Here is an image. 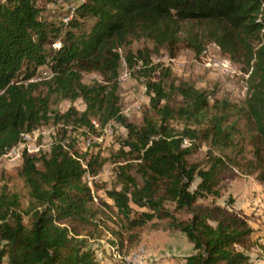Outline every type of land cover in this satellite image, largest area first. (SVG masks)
<instances>
[{"label": "trees", "instance_id": "obj_1", "mask_svg": "<svg viewBox=\"0 0 264 264\" xmlns=\"http://www.w3.org/2000/svg\"><path fill=\"white\" fill-rule=\"evenodd\" d=\"M40 1L0 0V158L22 133L50 119L56 126L47 151L21 156L26 206L17 192L0 185V264H96L81 236L97 223L99 210L82 180L85 171L93 172L95 158L71 151L66 134L68 126L91 129L89 116L100 102L102 122L115 121L126 131L115 153L126 157L114 169L118 187L105 192L121 219L116 233L126 232L131 245L146 222L166 220L192 245L182 264H253L252 228L218 206L198 203L219 196L221 176L234 161L213 153L235 146L234 123H227L231 106L226 100L210 104L203 90L187 82L153 79L150 53L164 48L174 57L184 47L200 54L208 41L224 55L243 53L251 63L243 109L257 139L247 167L255 170L261 161L257 178L264 181V0H84L62 23L42 17ZM88 16L94 19L89 31L77 34L80 19ZM131 39L153 43L151 50H128L123 57L144 79L149 112L140 124L126 119L115 96L120 50ZM40 66L51 72L43 79L47 89L83 99L85 110L70 106L50 115L49 92H36L43 80H29ZM91 70L105 77L108 91L81 82ZM201 143L209 148L204 165L188 158Z\"/></svg>", "mask_w": 264, "mask_h": 264}, {"label": "rangeland", "instance_id": "obj_2", "mask_svg": "<svg viewBox=\"0 0 264 264\" xmlns=\"http://www.w3.org/2000/svg\"><path fill=\"white\" fill-rule=\"evenodd\" d=\"M84 0H51L50 3L40 1L43 7L42 17L54 22H65L72 16V9ZM94 19L90 16L80 19L81 26L74 30L77 34L89 31ZM59 43V40L52 44ZM253 46L257 43L252 42ZM146 47L151 50L153 43L145 39H131L126 47L120 50L121 60L116 79L115 96L117 105L126 119L140 124L142 115L149 112L148 95L144 86V79L137 77L134 70L128 68L124 61L126 51L135 52ZM151 62L156 66L153 79L160 77L164 85L174 80L194 85L203 90L210 104L221 103L226 100L228 109L227 123H234V147L223 151L213 150V153L225 154L234 161L221 176L219 182V196L211 195L200 198L198 203L218 206L226 214L243 219L252 228L251 240L253 246L248 253L255 264L264 261V181L257 178L263 164L257 163L255 170H249L248 161L254 158V147L257 143L255 131L246 117L243 109L251 63H246L243 53L238 51L230 57L221 53L218 46L208 41L202 52L195 54L187 48H180L174 57H169L164 48L150 53ZM229 60V61H228ZM228 61V62H227ZM41 67V66H40ZM39 67L34 71L32 78L38 74ZM30 78V79H32ZM105 77L98 71H85L81 74V82L87 86H103L108 91L109 85ZM39 81V80H34ZM28 81H24L27 83ZM48 83L44 80L37 85L36 92L49 95V112L61 114L70 106L78 112L86 108L83 99L74 100L61 97L60 94L47 89ZM103 94L99 95L101 98ZM103 102L95 103L94 112L89 116L91 129L85 126L67 128L66 143H70L71 151L78 156L95 158L93 172L83 174L82 180L91 190L93 197L91 205L98 209L96 225L88 227L81 236L86 239V247L92 252L96 264H182L184 258L193 252L192 245L184 234L167 228L166 220L152 219L137 230L138 239L131 245L126 241L127 233L120 230L121 219L116 213L106 191L118 187L115 182L114 169L123 163L126 157H117L116 151L121 139L125 136V129L115 121L102 122ZM175 124V123H174ZM109 126V127H108ZM175 127H180L175 124ZM55 125L50 119L33 130L31 142L38 146L40 151H47L50 147ZM93 139L86 147L87 139ZM97 139V140H96ZM208 144L201 143L199 148L188 158L206 162ZM83 160V161H84ZM259 164V165H258ZM20 160H13L10 156L0 158V185L5 184L20 196L21 207L27 204L26 187L19 176ZM85 167V164H84ZM194 180L191 188L197 182ZM105 203L107 206H105ZM137 211H146L137 208ZM25 221V219H24Z\"/></svg>", "mask_w": 264, "mask_h": 264}, {"label": "built area", "instance_id": "obj_3", "mask_svg": "<svg viewBox=\"0 0 264 264\" xmlns=\"http://www.w3.org/2000/svg\"><path fill=\"white\" fill-rule=\"evenodd\" d=\"M58 44L59 43L52 44V46H58ZM50 76H51V72H50L49 68L47 66H41V67H39L38 74H36L35 78L29 79V80H32V81H34V80H43V79L49 78ZM32 134H33V130L30 131V132L22 133L21 134V138L18 141V143L15 144L14 146H12L9 150H7L3 154V156H5V157L6 156H10L11 159H13V160H21V156H22L23 153H25V154H36V153H38L40 151L39 147L35 146L31 142ZM92 140L93 139H90V138L87 139V141L85 142L86 147H88L90 145V143L93 142ZM187 145H188V141L187 140H183L182 141V146H187ZM85 173H88V171H85Z\"/></svg>", "mask_w": 264, "mask_h": 264}, {"label": "crops", "instance_id": "obj_4", "mask_svg": "<svg viewBox=\"0 0 264 264\" xmlns=\"http://www.w3.org/2000/svg\"><path fill=\"white\" fill-rule=\"evenodd\" d=\"M253 264H255V263L253 262ZM263 264H264V261H263Z\"/></svg>", "mask_w": 264, "mask_h": 264}]
</instances>
